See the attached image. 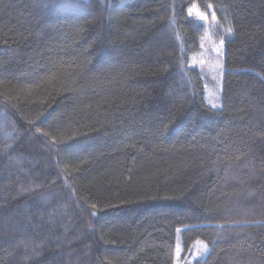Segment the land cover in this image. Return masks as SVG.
I'll list each match as a JSON object with an SVG mask.
<instances>
[{
  "label": "trees",
  "instance_id": "1",
  "mask_svg": "<svg viewBox=\"0 0 264 264\" xmlns=\"http://www.w3.org/2000/svg\"><path fill=\"white\" fill-rule=\"evenodd\" d=\"M201 243L193 264H264V0H0V264Z\"/></svg>",
  "mask_w": 264,
  "mask_h": 264
},
{
  "label": "rangeland",
  "instance_id": "2",
  "mask_svg": "<svg viewBox=\"0 0 264 264\" xmlns=\"http://www.w3.org/2000/svg\"><path fill=\"white\" fill-rule=\"evenodd\" d=\"M196 12H200L208 16V20L206 22L203 21L207 25H212L216 22V20L213 19V14H208V13L206 14L204 12L199 11L197 8H193V16H195ZM223 47H224V44L221 45L220 41L217 42L209 34H207L203 42L202 52L194 58V63L198 65H203L204 67L212 71H214L215 69L219 70L220 68H222V65L218 61L217 56L222 51ZM200 61H203L204 63H200ZM215 93L216 92L209 89V101L212 104H216V101H217L215 97ZM204 246L205 245L202 243L197 244V247L195 251L193 252L192 256L187 257V259L186 258L182 259L181 252L179 251V256H177V264H193L194 262L193 260L198 259L200 255L206 252Z\"/></svg>",
  "mask_w": 264,
  "mask_h": 264
},
{
  "label": "snow or ice",
  "instance_id": "3",
  "mask_svg": "<svg viewBox=\"0 0 264 264\" xmlns=\"http://www.w3.org/2000/svg\"><path fill=\"white\" fill-rule=\"evenodd\" d=\"M209 8H211V5H209ZM187 15H188V18L190 21L193 20V9L191 7H188L187 8ZM195 17L198 18L200 21H207L208 20V16L207 15H204L200 12H196L195 13ZM213 19H215V13L213 12ZM231 31V30H229ZM220 44L223 45L224 44V40H221L220 41ZM200 63H204L203 61H200ZM205 248V251H207V245L204 246ZM177 256H179V252H177Z\"/></svg>",
  "mask_w": 264,
  "mask_h": 264
}]
</instances>
